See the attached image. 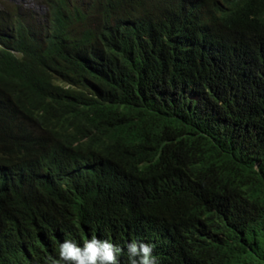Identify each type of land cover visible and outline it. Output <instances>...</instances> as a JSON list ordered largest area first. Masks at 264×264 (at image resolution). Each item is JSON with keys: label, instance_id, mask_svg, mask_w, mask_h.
<instances>
[{"label": "trees", "instance_id": "obj_1", "mask_svg": "<svg viewBox=\"0 0 264 264\" xmlns=\"http://www.w3.org/2000/svg\"><path fill=\"white\" fill-rule=\"evenodd\" d=\"M48 3L50 22L0 36V235L24 196L50 190L33 144L51 157L74 127L157 171L147 193L88 164L66 179L89 232L117 230L121 264L129 239L158 264H264V0H96L86 18L75 0ZM65 13L83 21L60 39ZM186 228L205 253L175 245Z\"/></svg>", "mask_w": 264, "mask_h": 264}, {"label": "clouds", "instance_id": "obj_2", "mask_svg": "<svg viewBox=\"0 0 264 264\" xmlns=\"http://www.w3.org/2000/svg\"><path fill=\"white\" fill-rule=\"evenodd\" d=\"M75 1L70 12L83 14L86 18L93 7L83 4H95L96 0ZM48 2L36 0L40 10H35L31 6L0 1V36L20 29L19 20L29 15H47L49 20ZM65 15L70 20L60 39L70 35L83 21ZM23 114L11 128L19 123ZM28 154L41 161L42 170L38 175L51 187L45 195L33 193L23 197L24 214L18 213L12 218L8 231L0 235V264H121L120 254L124 250L113 241L117 230L105 236L90 233L84 199L78 189L66 185V179L78 178L88 164L97 171L98 183L114 176L135 191L147 193L157 171L141 150L129 144L100 145L92 133L71 127L57 143L53 156H41L35 144ZM174 238L178 247L188 241L191 254L205 253L211 243L206 235L192 228L177 230ZM17 247L19 252L15 250ZM28 253L32 258H28ZM126 264H158L154 244L129 239L126 242Z\"/></svg>", "mask_w": 264, "mask_h": 264}, {"label": "rangeland", "instance_id": "obj_3", "mask_svg": "<svg viewBox=\"0 0 264 264\" xmlns=\"http://www.w3.org/2000/svg\"><path fill=\"white\" fill-rule=\"evenodd\" d=\"M4 3H12V4H22L24 6L34 7L35 10H40V8L36 5V0H0Z\"/></svg>", "mask_w": 264, "mask_h": 264}]
</instances>
